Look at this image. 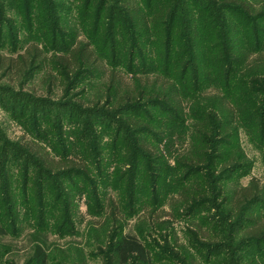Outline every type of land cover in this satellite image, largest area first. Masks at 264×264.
Masks as SVG:
<instances>
[{"label":"rangeland","instance_id":"374dc122","mask_svg":"<svg viewBox=\"0 0 264 264\" xmlns=\"http://www.w3.org/2000/svg\"><path fill=\"white\" fill-rule=\"evenodd\" d=\"M186 2L188 5L193 4L192 8L196 10L197 3L201 6L205 0H186ZM247 2L254 12L259 10L264 14V0H247ZM104 3L105 9L110 11L113 7L115 11L117 5L113 0H106ZM129 3L132 2L129 1ZM170 3L173 8L178 0H172ZM19 8L20 10L23 8L24 12L28 11V16L25 17L26 22L28 18L35 20L38 28L44 31L47 38H42V41L35 39L33 31L25 26V20L21 17ZM86 10L87 6L82 3V0H0V19L8 22L3 33L4 37L6 35V41L0 44V204L7 201L9 197L10 203L15 205L14 211L16 212L14 213L11 209L10 214L14 221L8 226L9 231L6 232L0 222V264H39L36 258V251L39 248L46 256V264H108L109 256H111L110 235L112 230L111 225L107 224V216H104L106 211L103 207L106 203L107 214H109L110 203L118 204L120 199L115 186L124 184L126 192L129 191L126 188V181L129 184L130 181L121 180L122 174L128 173L130 169V166L122 168L125 162L130 163L124 153L125 145L130 137H127L129 132L124 128L133 125L132 123L126 125V122H130L132 118L133 122H137L144 117L139 121L146 125L149 122L146 116L155 121L153 124L163 126L162 132L166 133L160 147L164 154V161L160 180L156 186L159 195H153L155 198L151 204L145 199L142 192L144 184L139 175L142 174V169L144 170V163L142 159H138L139 172L138 179H136L138 186L135 194L141 199H139V208L144 206L139 215L134 216L137 210L134 207L136 203L133 206L130 198L127 202L122 201L120 216L126 215L127 220L126 223L120 220L124 225L123 233L136 236L147 246L148 250L152 251L149 264H207L204 261L206 259L211 260L209 264H251L250 261L254 260L247 257L252 255L257 256V260L254 261L256 264H264V243L260 245L249 243L247 238L264 232V204L254 207L253 220L257 223L253 231L256 233L251 230L247 231L249 230L248 225L242 228L236 226L238 204L242 200L241 188L249 186L251 182L264 186V147L261 146L262 144H257L261 143L262 129L258 131L256 127L253 128L256 134L253 140L243 125V118L249 116L248 111L253 113L255 123L258 121L262 127L264 125V93L260 92L261 89L257 85V76H254L256 84L249 87L245 83V77L242 76L243 71L238 73L231 83L235 87H232L229 94L215 88L211 79L200 83L207 86H193L192 92L196 99L191 100L189 96L185 100L180 122L176 118L173 122L167 118V115L154 108L136 107L141 109L129 110L124 104L127 100L139 98L136 90L139 85H141L140 88L152 84L162 86L164 80L160 72L162 64L158 62L157 49L152 44L149 43L150 46L145 48L146 51H141V56L137 52L129 56L128 44L123 45V37L117 31L113 40L109 42L115 45V55L113 56L112 51L107 49L110 58L108 63L100 59L97 65H88L86 74L78 72L66 77L55 67L54 62L66 51L62 48L70 49L76 42L77 44L90 43V39L84 34L86 25L82 18ZM229 14L233 18L238 16L235 12H229ZM260 16L261 18L257 17L259 19L250 23L249 20L241 17L239 24L240 26L247 24L252 36L259 38L264 45V15ZM117 19L119 18L115 20ZM203 35L206 41V36ZM149 41L152 42V38ZM242 42L247 45V40L243 37ZM36 45L39 47L41 56H36L35 62L31 64L27 52ZM206 48L207 45L204 51ZM96 54L100 57L97 52ZM21 56L23 59H19ZM93 58L96 60V57ZM262 59L259 58V60ZM9 60L12 61L9 63ZM111 60L116 62L117 69H119V73L115 74L118 78V85L112 91L108 89ZM246 63L249 69H254L257 66V57L249 58ZM162 67L165 69L164 66ZM69 69L72 70L73 65H70ZM33 107L38 110L39 118L38 120L34 118L30 122L28 116ZM205 111L217 117L215 121L212 119L211 123L215 122L217 126L222 124L231 135L229 138L227 134L224 135V129H220L223 135L217 132L209 137L212 148L210 164L219 160L216 157L223 153L226 157L237 160L242 158L243 166L230 179L220 181L217 189L222 196L220 195L212 204L207 203L199 207L190 217L182 215L180 213L182 210L176 216L172 208L174 201L171 185L175 183L177 186V180L181 179L182 170L179 168V161L185 160L192 152V132L195 124L193 118L196 113L202 114ZM240 111L243 115L239 114ZM261 112L263 117L260 115ZM206 117L207 115L204 119ZM74 129L78 130L81 136L84 132L91 135L93 133L95 136L93 144H99L102 148L104 161L102 160L103 163H101L104 177L96 179V182L103 207L100 203L98 205V203L91 202L85 193L80 191L83 188V182L79 177L71 179L73 187L72 189L68 187L66 192L70 200L74 202L70 209L72 223L71 227L67 226L63 229L59 227L61 223V226L65 223V217L62 218L58 212L53 211L51 196L48 193L45 196L44 193L40 195L34 187L38 186L36 184L38 172L30 160L27 171L29 174L24 178L23 156L27 145L30 146L33 142L38 145L42 143L46 147L43 149L47 150L49 155L56 160H59L58 154L53 153L49 147L54 142L60 146H66L71 153L79 152L80 148L84 147L80 141H85V139L83 136V140L78 137L79 134ZM118 134L120 135L117 136ZM54 136L56 139H53ZM140 136L141 140L153 139L146 135ZM87 155L89 159H95L97 156L91 151L87 152ZM116 170H119L117 175L114 174ZM208 170L206 167V172ZM120 171H122L121 174ZM217 173L218 168L214 171L215 175ZM116 176L120 180L117 183H115ZM204 177L205 173L200 176V178ZM43 180L49 179L41 177L40 182ZM46 187L47 184L44 185V188ZM73 189L78 192H74ZM32 193L38 197L41 196L43 202L46 203L44 220L39 215L41 210L38 211L37 216L33 212L36 208L32 202ZM157 200L163 203V206L159 211L151 214L152 203L154 204ZM225 206L232 212L230 217L227 216L231 219H227L228 223L231 222L229 234L234 237V243H230V248H227V242H224L221 247L196 251L190 242L187 230L195 228L199 220L209 214L210 216L216 214L218 217L217 214ZM257 213L261 217L255 220ZM156 221H160L158 224L162 225L155 227L154 222ZM200 235L211 243L222 240L221 237L217 239L204 226ZM166 240L170 242L169 245H165ZM239 243L245 245L239 247ZM235 245H237L236 248ZM237 248L240 249L237 250ZM241 254L246 255L243 256L245 259L239 262L237 257ZM127 264L146 263L141 260L139 262L129 261Z\"/></svg>","mask_w":264,"mask_h":264},{"label":"trees","instance_id":"16d2710c","mask_svg":"<svg viewBox=\"0 0 264 264\" xmlns=\"http://www.w3.org/2000/svg\"><path fill=\"white\" fill-rule=\"evenodd\" d=\"M103 1L105 2L106 0ZM129 1L132 2V5ZM129 1L113 0L117 5L116 9L114 11V8L111 7L109 11L105 9L104 2H100L99 0H82V3H85L87 6L85 14L82 15L86 25L84 34L90 39V43L77 44L76 42L70 49L67 47L62 48L66 49V51L62 56L57 58L54 64L56 69L62 71L61 73H63L64 77L78 72L86 74V69L89 64L91 66L97 65L102 59L106 60L108 63V59L110 58L108 57L107 49L112 51L113 56L115 55V45L109 42L113 40L118 31L123 37V45L128 44L127 46L130 50L129 56L135 55L136 52L141 56V51H146L145 48H149V43L157 49V60L162 64L160 71L161 77L164 78L161 87L152 84L151 86L144 85L140 88L141 85H139L136 89L139 98L127 100L124 104L129 110L141 109L136 107L154 108L158 112L167 115V118H170L173 122L175 118L179 119L178 121L180 122L181 115L184 112L183 105L185 100L188 99L189 96L191 100L195 98L192 92L193 86H207L204 83H200L211 79L215 84V88L229 94L232 87H235L231 85L232 81L236 79L238 73L240 74L242 71V76L246 79L245 83L249 87L256 84L254 76H257V85H259L261 89L260 92L264 93V45L259 38L257 39L252 36L253 34L247 24L243 26L239 24V18L241 17L249 20L250 23L251 21L261 18L260 15L264 14L259 10L254 12V9H252L247 0H205L204 3H201V6L197 3L196 10L192 8L193 4L188 5L186 0H178V3H176L173 8L170 3L172 0ZM229 12H235L238 15L236 16L237 18H233ZM20 13L22 15L21 17L25 20V17L28 16V11L26 10V12H24L22 8ZM116 18L120 20H115ZM0 21L1 44L2 41H6V35L4 37L3 33L8 22H3L2 19H0ZM200 23L202 29L200 28ZM25 24L28 30L33 31L37 41H42V38H47L44 31L38 28L35 20H30V18H28L27 22L25 20ZM203 34L206 36V41ZM242 37L247 40V45L242 42ZM150 38H152V42L149 41ZM103 45L106 47L104 48ZM205 45H207L206 51H204ZM245 48H247V50H245ZM96 52L101 58L98 57ZM27 56L31 59L30 63L33 64L36 56H41L39 47L37 45L32 46L28 50ZM254 56L257 57V68L249 69L246 62L249 58ZM93 57H96V60ZM259 58L263 59L259 60ZM19 59H23V56ZM10 61L12 60H9V63ZM110 63L112 67L111 72L108 73V89L112 91V89L118 85V78L116 75L119 73V69H117L118 66L115 61L111 60ZM70 65H73L72 70L69 69ZM162 66H164L165 69ZM134 84H136V82H134ZM27 110L29 111L28 108ZM30 111L31 114L28 116V118H30L29 121H33L34 118L38 120V110L33 107ZM192 113L194 116V112ZM239 114L243 115V112L240 111ZM248 114L249 116L243 118V125L248 135L253 140L256 135L253 128L256 127L258 131L262 129L263 135L260 137L261 143L257 144H262L261 146L264 147V125L262 127L258 121L255 123L253 113L248 111ZM198 115L200 116L198 117ZM205 115H207V117L204 119ZM260 115H262V112ZM146 117V120L149 121L146 125L139 121L142 118L144 119V117H141L137 122H133V118L130 119V122H126V125L133 124L124 128L125 131L129 132L127 137H130L124 150L125 158H128L130 163L125 162L122 164V168L125 169L130 166V169L127 171L128 173L125 172L122 174L121 180L130 181V184L126 181V188H128L129 191L126 192L124 184L115 186L120 200H118L117 205L113 202L110 203L109 214H107L106 203L103 207L96 182V179L99 180L104 177V170L102 167L104 157L100 145L93 144V140H95L93 133L92 135L86 132L82 134L85 141H80L84 147H81L79 152L71 153L67 150L66 146H60L57 143L55 144V142L54 144H50L49 147L53 153L58 154L59 160L50 156L47 150H44L46 147H44L42 143L38 145L34 142L30 144V146L27 145V149L23 156L24 165L22 169L24 178L29 174L27 171L29 170L30 164H28V161L30 160V163H33L38 172L36 175V184L38 186H34L37 193H40V195L44 193V196L48 193L53 200L51 206L53 211L58 212L62 218H68H64L65 223H63L62 226L61 223L59 228L64 229L67 226L71 227L72 223V213L70 209L73 207L74 202L70 200L71 198L66 192L68 187H71V189L73 187L71 179L79 177L83 182V188L80 191L85 193L91 202L98 203V205L102 204L103 209L105 208L106 211L104 216H107V224L109 223V226L111 225L110 228L112 230V234L110 235L112 243L110 246L111 256H109L108 264H127L129 261L139 262L141 260L143 263L149 264L151 260L150 255L152 251L148 250L147 246H145L140 239L136 236L123 233V223H126L127 220L126 215L120 216L122 201L127 202V200L129 201L128 198H130V203L133 206L136 203L134 207H136L137 210H135L134 216L139 215L144 206L139 208L140 198L136 197L135 194L136 187L138 186V183H136L139 172L138 159H142L144 163V170L142 169L143 172L139 175L142 177L140 179L144 184V186H142V192L145 199L151 204V201L155 198L153 195H159L156 191V186L160 180L161 167L164 161V154L160 147L166 133L162 132V129L164 130L163 126L153 124L155 121L148 116ZM193 119H195V124L192 132V152L185 160L179 161L178 165L182 170L181 179L177 180V186L175 183L171 185V190L173 192L172 200L174 201L172 208L176 216L179 214V211L182 210V212H180L182 215L190 217L199 207L207 203L212 204L220 195L222 196L219 189H217V185L220 181L222 179H230L232 175L243 166L242 158L237 160L236 158L226 157L223 153L216 157L219 160L210 164V153L212 148L209 137L217 132L223 135L220 129H224V135L227 134L229 138H231V135L222 124L217 126L215 122L211 123L212 119L215 121L214 119H217V117L215 115L212 116L208 111L202 114L196 113ZM226 127H228V125ZM121 130L122 129H120V131ZM75 131L79 134L78 130ZM80 134L78 137L82 139ZM60 135L62 136V134ZM119 135L120 134L117 136ZM140 135H146L153 139L150 141L147 140L149 138L141 140ZM36 137L37 136H35V138ZM159 138L160 140H157ZM53 139H56V136H54ZM115 141H117V139ZM93 145H95L94 148ZM99 149H101V151H99ZM57 150L60 152H56ZM90 151L97 155L95 159H89L87 152ZM206 167L209 169L207 172ZM217 168L218 173L216 175H218V177L214 174ZM121 173L122 171H120V174ZM204 173L205 177L200 178ZM114 174H119V170H116ZM41 177L44 179L46 177L49 180L40 182ZM118 181L120 180L116 176L115 183ZM45 182L47 184L46 188H44V185H46ZM50 183H52V185H50ZM40 185L43 187L41 188ZM29 191L31 190L29 189ZM73 191L76 193L78 192V190L75 189H73ZM240 191L242 200L238 204V211L236 213L238 222L236 226L242 228L248 225L249 230L247 231H253L257 223V221L253 220L255 216L254 207L264 204V186H260L259 183L251 182L249 186L241 188ZM37 193L35 192V194ZM35 194L32 196V202L36 208L33 212L37 216L38 211L41 210L39 215L40 218L44 220L46 215L44 211L46 209V203L43 202L41 196L38 197ZM7 198V201H3V203L0 204V209H2V211L0 210V222L2 228L6 230V232L10 230L8 226L14 221L10 214L11 209L16 213L14 211L15 205L10 203L11 199L9 197ZM162 206L163 203H159L158 200L154 202V204L152 203L150 208L152 211L151 214L159 211ZM231 214L232 212L225 206L220 213L217 214L218 217L216 214L214 216H210L209 214L202 218V220H199L195 228H189L187 230L190 242L196 251L221 247L224 242H227V248H230V243L233 244L235 241L234 237L229 234L231 222L228 223V219L230 220L231 218L228 217H230ZM6 215H8V217ZM119 216L121 218H119ZM260 217L261 215L257 213L255 220L260 219ZM121 219L123 223L120 222ZM158 223H160V221L154 222L155 227L162 225ZM203 226L207 228L208 231L212 232V235L217 239L221 237L222 240L211 243L203 239L200 235ZM253 232L256 233L255 231ZM247 238L249 243H257V245H260L264 243V232L254 234ZM169 243L170 242L166 240L165 245H169ZM240 244L241 243H239V247L245 245L244 243ZM236 247L237 245H235V248ZM222 248L225 249L226 247ZM238 249L240 248H237V250ZM244 255L246 254H241L238 257L236 256L238 259L237 261L240 262L244 260ZM36 258L39 264H46V256L41 252L40 248L36 251ZM247 258H251L254 261L257 260L256 255ZM204 261L207 264L211 262L210 259ZM254 261H250L251 264H256Z\"/></svg>","mask_w":264,"mask_h":264}]
</instances>
